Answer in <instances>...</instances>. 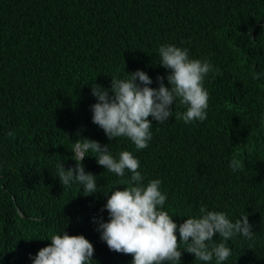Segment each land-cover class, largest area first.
<instances>
[{"label":"trees","instance_id":"16d2710c","mask_svg":"<svg viewBox=\"0 0 264 264\" xmlns=\"http://www.w3.org/2000/svg\"><path fill=\"white\" fill-rule=\"evenodd\" d=\"M164 44L213 65L204 80L207 119L176 120L187 107L177 102L165 124L149 117L147 148L110 141L92 122L91 85L110 88L111 77L142 70L158 88L157 77L168 75L159 65ZM253 73H264V0H0V264H32L64 230L93 244L91 264H132L93 222L108 221L104 193L123 190L131 174L119 177L89 153L83 164L98 193L85 196L78 183L63 188L56 177L57 163L75 166L72 145L84 137L110 145L117 159L132 152L145 185L162 181L163 210L177 225L202 206L233 222L249 214L254 239L228 240L223 264H264V76ZM234 155L244 164L237 172ZM182 264L205 262L185 251Z\"/></svg>","mask_w":264,"mask_h":264},{"label":"clouds","instance_id":"9594fccd","mask_svg":"<svg viewBox=\"0 0 264 264\" xmlns=\"http://www.w3.org/2000/svg\"><path fill=\"white\" fill-rule=\"evenodd\" d=\"M158 55L159 65L168 70L166 77H157L158 88L150 87L153 81L142 70L128 72L124 79L111 77L110 88L97 83L91 85V95L97 100L91 105L92 122L110 141L123 137L130 139L138 151L147 148L153 127L149 117L165 124L173 116L172 106L177 102L187 107L186 111L175 114L176 120L189 124L207 119L209 93L204 80L213 71L211 62L206 58H191L188 48L175 44L161 45ZM261 76L264 73L252 74L254 80ZM165 79L170 87L164 83ZM8 135L14 138V133ZM109 146L86 137L76 140L71 151L75 166L66 170L64 163H57L56 177L63 188L78 183L85 196L98 193L97 176L86 172L83 164L89 153H93L91 156L107 171L119 177H124L126 172L131 174L130 179L123 182L126 185L123 190L118 186L104 193L108 199L101 211L107 210L108 221L103 217L93 218L99 225L101 240L110 250L132 255V264H182L185 251L194 254L196 261L207 264L215 258L216 264H223L232 254L228 240L236 235L254 239L255 232L247 213L233 222L225 212L210 211L202 206L198 216L188 217L177 225L173 216L163 210L167 196L160 190L162 181L152 179L145 185L144 176L138 171L140 161L133 153L121 151L117 159ZM229 167L237 172L244 164L234 155ZM217 233L219 241L214 239ZM48 240L51 241L48 246L34 257L30 256L32 264H91L94 260V246L83 235H69L64 230Z\"/></svg>","mask_w":264,"mask_h":264}]
</instances>
